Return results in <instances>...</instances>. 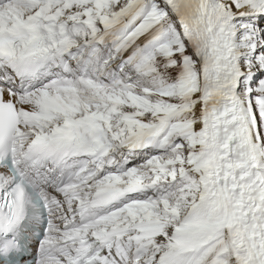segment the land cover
<instances>
[{
    "label": "snow or ice",
    "instance_id": "obj_1",
    "mask_svg": "<svg viewBox=\"0 0 264 264\" xmlns=\"http://www.w3.org/2000/svg\"><path fill=\"white\" fill-rule=\"evenodd\" d=\"M0 264H264V0H0Z\"/></svg>",
    "mask_w": 264,
    "mask_h": 264
}]
</instances>
